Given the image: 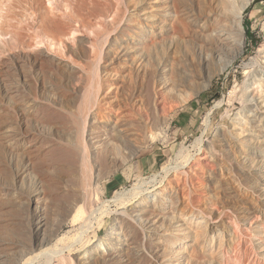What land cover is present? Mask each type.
Wrapping results in <instances>:
<instances>
[{
  "label": "rangeland",
  "instance_id": "obj_1",
  "mask_svg": "<svg viewBox=\"0 0 264 264\" xmlns=\"http://www.w3.org/2000/svg\"><path fill=\"white\" fill-rule=\"evenodd\" d=\"M214 10L215 0H0V256L34 241L37 225L58 222L87 160L102 210L122 211L117 198L129 199L145 181L148 191L173 196L179 214L198 212L209 221L208 250L193 233L185 264H264L252 225L244 226L227 201L226 184L217 191L211 183L230 181L235 171L209 154L218 130L243 109L252 75L264 71V0L243 12L241 56L210 77L200 26ZM149 32L158 38L152 51L142 38ZM41 53L50 59L42 66L33 61ZM86 93L91 123L79 147L61 131L75 137ZM187 153V165L163 173ZM235 181L229 184L238 191ZM252 192L246 198L257 207ZM108 216L104 224L93 221L98 236L110 231ZM159 218L164 231L176 221ZM216 221L233 236L216 235ZM134 224L114 264H157L158 252ZM92 229L79 247L93 240Z\"/></svg>",
  "mask_w": 264,
  "mask_h": 264
},
{
  "label": "bare ground",
  "instance_id": "obj_2",
  "mask_svg": "<svg viewBox=\"0 0 264 264\" xmlns=\"http://www.w3.org/2000/svg\"><path fill=\"white\" fill-rule=\"evenodd\" d=\"M252 1L215 0L214 12H210L203 19V25L200 26L204 37L202 43L204 63L202 62V64H205L206 61L210 77L218 71H224L243 53V12ZM142 38H144L145 43L143 41L139 43L138 41L136 46L147 43L148 50L152 51V46L155 48L156 41H158L155 33L149 32L144 34ZM141 47L143 48V46ZM259 51L262 53L264 49ZM28 52H30L29 57L32 59V50L30 49ZM49 60V58H44L42 53L33 58V61L41 66ZM171 76L174 83L180 77L175 69H172ZM252 78L254 83L249 84V88L242 98L243 109L232 120L230 119L228 126L218 130L217 138L214 140L218 147L215 143L212 146L210 145L209 154L215 162H224V160L229 162L227 171H235V175L230 178L231 175L227 174L229 175L227 177L238 181L239 186H242L238 191L231 188L229 184L231 180L226 182L216 177H211L212 186L218 191L221 189L222 183L226 184V188H222V190L226 192L225 194L229 198H227V201L230 200L228 202L235 206L234 214L240 215V220L244 226L247 224L252 225L253 233L256 234L255 237L259 241L258 247L263 250L262 254L264 255V71L259 70L252 75ZM85 97L84 107L80 111V121L77 122L78 127L75 137H71L67 130L61 131L65 138L74 139L76 146L79 147L81 146V140L87 133L88 124L91 123L89 109L91 97L87 93ZM157 136L160 137L161 133L153 135L151 140L155 141ZM198 141L195 147L201 148L204 141L201 139ZM207 143L205 144L207 145ZM211 147L215 150L213 151ZM217 148H221L222 152H218ZM179 158L178 162H171L172 164L165 166L163 173L167 175L172 169L184 167L190 162L191 155L190 153L182 154ZM88 163L87 160L82 163L80 167L82 177H79V184L72 187L74 199L70 204H66L61 208L62 215L58 222L51 226L45 222L41 226L37 225L36 230L32 232L34 233V241H31L30 244L23 243L16 246L9 251L12 253L11 255L4 251L0 256V264H114L116 258L120 255L121 248L126 245L128 237L136 232L134 223H139L142 226L149 240V247L158 252L157 264H185V255L193 254V252L188 251L193 242V233L196 234V240L199 239L201 248H205L212 241V238L210 240V233L213 230L208 220L198 212L185 215L184 213L179 214L176 210L177 201L173 196L148 191L147 186L149 184L145 181L134 184L129 199L120 196L117 198L122 199L117 204L124 207L122 211L116 210L113 213L108 208V211H104L106 209L102 210L99 198L93 195L92 186L95 178L93 177L94 174L89 172ZM155 176L158 177V175ZM153 179L156 181L155 178ZM250 189L253 190L252 194L254 193V196H256L257 207H253L246 198V191ZM135 198L138 199L135 200ZM128 202H132V204L128 205ZM160 214H163L165 218L175 217L174 226L169 227L166 231L161 229L157 225L161 223H157ZM104 215H110L113 222L112 227L110 231L107 230L98 236L97 233H94V229H92L94 225L92 224L93 221H97L98 224L103 223ZM218 220L222 221V219ZM215 223L214 232L216 235L226 233L229 237L233 236V230L229 225L223 222L219 225L217 221ZM234 224L237 225L238 223ZM16 228L19 229V226ZM89 229L93 230H91L94 233H92L93 240L83 242L86 245L82 244L79 247L76 244L77 242L79 244L83 240H88L91 236L84 237L86 239L83 240L81 238L83 233L90 234ZM121 236L124 237L123 240ZM115 240L118 243H115ZM210 244L209 246H211ZM176 252L180 253L179 257L176 256Z\"/></svg>",
  "mask_w": 264,
  "mask_h": 264
},
{
  "label": "trees",
  "instance_id": "obj_3",
  "mask_svg": "<svg viewBox=\"0 0 264 264\" xmlns=\"http://www.w3.org/2000/svg\"><path fill=\"white\" fill-rule=\"evenodd\" d=\"M250 34V33H249Z\"/></svg>",
  "mask_w": 264,
  "mask_h": 264
}]
</instances>
